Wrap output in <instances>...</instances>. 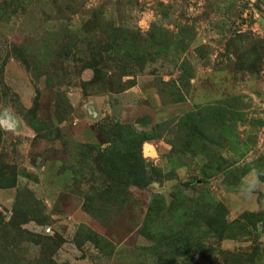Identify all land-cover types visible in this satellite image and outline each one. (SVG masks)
Instances as JSON below:
<instances>
[{"label":"rangeland","instance_id":"374dc122","mask_svg":"<svg viewBox=\"0 0 264 264\" xmlns=\"http://www.w3.org/2000/svg\"><path fill=\"white\" fill-rule=\"evenodd\" d=\"M0 264H264V0H0Z\"/></svg>","mask_w":264,"mask_h":264},{"label":"trees","instance_id":"16d2710c","mask_svg":"<svg viewBox=\"0 0 264 264\" xmlns=\"http://www.w3.org/2000/svg\"><path fill=\"white\" fill-rule=\"evenodd\" d=\"M191 115L188 116L190 118ZM112 129V132L115 134L114 136H124L131 139V141L136 144L140 145V139L138 137H135L134 135L131 136V133L129 132V129L124 126H115ZM195 129L193 127H190L187 129H184L183 131L186 133V136L189 137L190 132H193ZM118 140V139H117ZM114 143V142H113ZM172 146L174 144H171ZM97 159L99 160V164L105 167H108L112 163V157L110 155V151H104L103 153L101 151L97 152ZM131 161L134 163H137L140 167H143V160L140 158V156L136 157L134 159V156L131 157Z\"/></svg>","mask_w":264,"mask_h":264}]
</instances>
